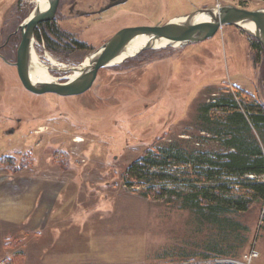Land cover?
<instances>
[{"label": "rangeland", "instance_id": "obj_1", "mask_svg": "<svg viewBox=\"0 0 264 264\" xmlns=\"http://www.w3.org/2000/svg\"><path fill=\"white\" fill-rule=\"evenodd\" d=\"M74 1L94 3L61 0L52 22L86 49L54 52L34 43L37 58L54 68L49 60L56 61L58 71L83 62L126 27L163 25L225 5L264 8V0H129L83 16L71 13ZM97 1L95 10L104 3ZM35 8V0H0V47L9 42L0 50L7 60L0 56V158L14 161V166L0 164V209L12 210L5 200L10 192L36 196L28 215L12 210L15 220L0 217V259L8 264H239L257 249L254 264H264V202L214 223L185 208L183 200L146 196L144 185L130 188L124 182L127 168L150 149L176 144L226 152L205 129L200 107L223 94L242 102L243 93L264 103V53H258L255 38L225 26L204 42L152 48L108 66L82 95H39L24 88L10 64L17 60L19 27ZM62 75L67 73L57 74Z\"/></svg>", "mask_w": 264, "mask_h": 264}, {"label": "trees", "instance_id": "obj_2", "mask_svg": "<svg viewBox=\"0 0 264 264\" xmlns=\"http://www.w3.org/2000/svg\"><path fill=\"white\" fill-rule=\"evenodd\" d=\"M36 30L38 36L43 33L45 39L39 41L46 40L50 51L86 49L52 21ZM255 41L258 53H264ZM242 96L238 102L223 94L200 107L205 129L222 141L226 152L191 151L176 144L150 149L127 168L125 184L144 185L146 196L183 200L185 208L214 223L223 215L247 212L264 202V103ZM11 162L14 166L11 157L0 158V164Z\"/></svg>", "mask_w": 264, "mask_h": 264}, {"label": "water", "instance_id": "obj_3", "mask_svg": "<svg viewBox=\"0 0 264 264\" xmlns=\"http://www.w3.org/2000/svg\"><path fill=\"white\" fill-rule=\"evenodd\" d=\"M122 0L111 4L105 9L127 2ZM48 8L34 9L31 15L20 25L22 41L17 52V60L10 63L16 66L19 79L26 90L34 94L53 93L59 96H78L87 92L93 86L98 72L108 66L117 64L118 59L124 62L128 58L137 56L144 50L167 46L185 47L198 44L216 35L224 26H234L249 36L257 39L264 48V8L248 10L233 5L199 9L190 14L169 20L163 25L136 26L120 29L100 48L92 52L86 59L76 66H66L63 78L52 81H34L31 77L32 68H43L49 74L52 67L41 63L34 57V32L39 24L50 22L56 18L60 0H47ZM104 9V10H105ZM205 15L210 21L199 22L200 16ZM253 26V30L248 28ZM148 38L145 45L134 50L133 43L138 37ZM161 45V46H160ZM119 63V62H118ZM75 78L71 76L75 75ZM55 77V76H54Z\"/></svg>", "mask_w": 264, "mask_h": 264}, {"label": "flooded vegetation", "instance_id": "obj_4", "mask_svg": "<svg viewBox=\"0 0 264 264\" xmlns=\"http://www.w3.org/2000/svg\"><path fill=\"white\" fill-rule=\"evenodd\" d=\"M119 1H122V0H104V3H103V6L101 7V8H99L98 10H95L96 8V4H97V0H94V3L93 4H91V5H88V4H90V3H86V4H83V5H81V3L80 2H76V1H74L73 3H72V5H71V8H70V11H71V13H78V14H80V15H83V16H90V15H93V14H103V13H105V12H107L109 9H105V8H107L108 6H110L111 4H115L116 2H119ZM129 1V0H128ZM60 2H61V0H60ZM126 3V2H125ZM122 4H124V3H122ZM119 5H121V4H119ZM60 6V5H59ZM115 6H118V5H115ZM115 6H113V7H115ZM112 7V8H113ZM105 9V10H104ZM45 23V22H44ZM42 24V23H41ZM40 26V24L38 25V27ZM37 27V28H38ZM36 28V29H37ZM20 29V28H19ZM21 30V29H20ZM21 32V40H20V43H21V41H22V31H20ZM38 31L37 30H35V32H34V40H33V48H34V43H45V41L44 40H42V41H39V38H44L45 39V37H44V35H43V33L41 32V31H39V33H40V36H38V33H37ZM116 34V33H115ZM113 36V35H112ZM111 36V37H112ZM11 37V35H9V38ZM110 37V38H111ZM110 38H108V40L110 39ZM107 40V41H108ZM8 44H9V42H8V40L0 47V50H5V48L8 46ZM20 45V44H19ZM45 46H46V43H45ZM19 48V47H18ZM46 49H47V47H46ZM35 50V49H34ZM48 50V49H47ZM49 51V50H48ZM17 52H18V50H17ZM0 56L3 58V60L4 61H6L7 62V60L4 58V55H3V53H0ZM15 63V62H14ZM61 64V63H60ZM51 67V66H50ZM53 68V70H51V72H52V74L55 76V77H60V78H63L65 75H62V76H57V74H59V71L56 69V67L54 68V67H52ZM102 70V69H101ZM60 74H62L61 72H60Z\"/></svg>", "mask_w": 264, "mask_h": 264}, {"label": "bare ground", "instance_id": "obj_5", "mask_svg": "<svg viewBox=\"0 0 264 264\" xmlns=\"http://www.w3.org/2000/svg\"><path fill=\"white\" fill-rule=\"evenodd\" d=\"M35 2H36V8H40L41 10H46L48 8V2H47V0H35ZM207 21H210V18L208 16H205V15L200 16L199 22H207ZM221 28H223V27H221ZM248 28H250L251 30L254 29L253 26H251V25H248ZM147 40H148V38L145 37V36L138 37L136 40H134V43H133L134 50L132 52L137 51L139 48H141L143 45H145L146 42H147ZM34 57L37 58V56H36L35 53H34ZM37 60L40 61L38 58H37ZM49 61H50V63H51L52 66L57 67L56 65L58 63L56 61H54L52 59H50ZM87 62H88V59H86V62L85 63H87ZM115 62H117V64H118V62L120 63L121 62V58L118 59ZM64 69H65V66L60 67V70L63 71ZM75 76H76V74L73 75V76H71V78L73 79V78H75ZM31 77H32V79L34 81H38V82L39 81H52V80H55L56 79L54 76H52L51 74H49L47 72V70H45L43 68H37V67L31 69ZM77 141H82V139L78 138Z\"/></svg>", "mask_w": 264, "mask_h": 264}, {"label": "crops", "instance_id": "obj_6", "mask_svg": "<svg viewBox=\"0 0 264 264\" xmlns=\"http://www.w3.org/2000/svg\"><path fill=\"white\" fill-rule=\"evenodd\" d=\"M27 180H30V179H26V181ZM30 181L35 182L37 180H30ZM38 181H42V180H38ZM24 199H26L27 201H23ZM5 200L11 205L13 211L15 212L20 211V212L25 213V215H28V213L34 210L35 205H36L35 194L30 193L26 195V194H23L22 191H14L13 193L10 192L9 197L5 198ZM12 210H9V213L7 214V211L5 212L2 209H0V217L5 219V221H7V218L11 220H15L16 218L13 216ZM27 210H29V212H26Z\"/></svg>", "mask_w": 264, "mask_h": 264}, {"label": "built area", "instance_id": "obj_7", "mask_svg": "<svg viewBox=\"0 0 264 264\" xmlns=\"http://www.w3.org/2000/svg\"><path fill=\"white\" fill-rule=\"evenodd\" d=\"M219 7V6H218ZM260 256L257 249H252L248 254H245L239 264H254V261ZM8 260L0 259V264H8Z\"/></svg>", "mask_w": 264, "mask_h": 264}]
</instances>
